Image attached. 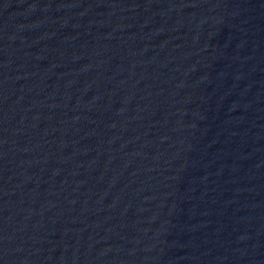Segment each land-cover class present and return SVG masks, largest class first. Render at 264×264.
Instances as JSON below:
<instances>
[{"label":"water","instance_id":"1","mask_svg":"<svg viewBox=\"0 0 264 264\" xmlns=\"http://www.w3.org/2000/svg\"><path fill=\"white\" fill-rule=\"evenodd\" d=\"M0 264H264V0H0Z\"/></svg>","mask_w":264,"mask_h":264}]
</instances>
